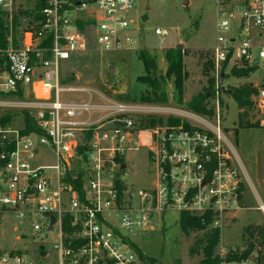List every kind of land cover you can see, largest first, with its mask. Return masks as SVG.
I'll return each mask as SVG.
<instances>
[{
  "label": "built area",
  "instance_id": "obj_1",
  "mask_svg": "<svg viewBox=\"0 0 264 264\" xmlns=\"http://www.w3.org/2000/svg\"><path fill=\"white\" fill-rule=\"evenodd\" d=\"M37 2L42 8L35 5L23 29L15 0H0L8 29L0 39V110L28 112L37 129L26 132L24 114L0 122V217L14 215L48 245L38 255L0 253V264H142L140 241L173 210L208 214L210 229L223 230L241 208L244 169L219 115L215 123L117 100L67 76L90 44L103 54L136 50L135 0ZM216 4L211 58L218 76L264 69V0ZM252 86L254 123L264 128V78ZM163 114L182 121L164 124ZM150 119L157 123L148 126ZM142 149L151 167L139 186L127 181L128 163ZM48 152L53 164H43Z\"/></svg>",
  "mask_w": 264,
  "mask_h": 264
},
{
  "label": "rangeland",
  "instance_id": "obj_2",
  "mask_svg": "<svg viewBox=\"0 0 264 264\" xmlns=\"http://www.w3.org/2000/svg\"><path fill=\"white\" fill-rule=\"evenodd\" d=\"M37 0H15V13H30ZM133 16L137 29L133 36L137 41L134 51H123L103 54L90 44L88 51L78 56V60L67 70L70 80L79 85L100 89L108 92L113 98L126 102L139 101L147 86L138 82L145 74L144 65L139 59V53L147 50L157 59L158 75L166 76L168 64L165 51L170 48H180L185 52L184 93L182 104L178 102L175 93L174 80L166 79L165 90L169 101L162 104L177 110L192 112L189 103L195 97H204L208 110L212 115H203L212 122L220 124L228 135L240 162L238 164L244 187L241 208L234 210L221 230V242L217 253L221 259L237 255L247 249L250 242L255 243L253 255L242 263L223 264H258V251H262L264 264V247L251 239L249 230L258 226L264 227V211L259 209L264 205V128L239 127V115L242 112L231 95V89L244 85L259 83L264 78V69L256 71L248 78H235L225 75L223 86H219L220 76L216 69L207 68L213 63L211 58L216 45L217 23L219 21L216 0H135ZM21 23L26 27L29 15H19ZM166 29L169 35L161 37L155 30ZM22 28H20L21 30ZM214 65V63H213ZM206 67V68H205ZM209 78L215 79L210 89ZM220 87V88H219ZM222 87L226 91L222 90ZM22 110H0L1 114L9 112L18 120L23 119ZM195 114V113H194ZM200 116V115H199ZM165 124L168 119L181 120L170 114L161 116ZM183 118V117H182ZM182 121V120H181ZM247 122V119H245ZM17 123V122H16ZM238 133V137H236ZM53 155L48 152L43 164H53ZM150 163L145 149L129 156L127 181L135 185H145L150 175ZM182 213L173 210L165 213L161 219L155 220V229L148 232L140 241L139 248L144 255L142 264H197L199 255H192L191 249L197 237L202 233L186 238L180 226ZM18 231H15V228ZM210 229V226H209ZM23 233L24 239L17 240ZM35 237V238H34ZM48 245L42 236L36 235L29 226L19 225L14 215L0 217V253L25 252L33 255L40 253L39 246Z\"/></svg>",
  "mask_w": 264,
  "mask_h": 264
},
{
  "label": "trees",
  "instance_id": "obj_3",
  "mask_svg": "<svg viewBox=\"0 0 264 264\" xmlns=\"http://www.w3.org/2000/svg\"><path fill=\"white\" fill-rule=\"evenodd\" d=\"M42 8V3L37 2L35 11H39ZM5 15L0 13V39L6 37L7 28L4 27V19L1 17ZM19 15H32L31 13L19 12ZM4 17V16H3ZM21 25L18 16L14 19V30ZM184 56L185 52L180 48H170L165 51V59L168 64L166 76L158 75L157 59L151 55L149 51L143 50L139 53V59L144 65L145 74L138 78V82L147 86L148 89L141 95L138 103L143 104H167L169 101L168 93L165 90L166 79L174 80L175 93L178 94V102L182 104V98L184 93V82L186 73L184 71ZM209 70L214 69L213 63L206 65ZM206 68V67H205ZM253 73L252 69L247 70H233L231 76L235 78H248ZM215 79L209 78L210 89L213 88ZM231 95L234 101L237 103L238 108L242 110L239 115V127L242 129L257 127V123H254V114L252 110V95L255 91L252 85H244L235 89H231ZM137 103V101H134ZM189 109L197 115H212V111L208 110L205 104L204 97H195L189 103ZM26 122V132L36 131L33 118L28 112H23ZM13 119L12 114L4 115L0 118L1 123H9ZM247 119V122H245ZM162 122V121H161ZM157 122L154 119L148 120V126L155 125ZM171 124H180V120H170ZM259 127V126H258ZM238 137V133H236ZM264 146V144H263ZM211 224V217L208 214L195 215L189 212H182L180 218V226L183 234L186 238H191L193 235L202 233L200 237H197L194 245L191 249L192 255H199L201 259L197 264H223L226 263H242L247 261L256 249V245L250 242L247 249L244 252L237 255L229 256L226 260L221 259L217 253V248L221 242V230L209 229ZM251 239H255L259 243V246L264 247V227L258 226L249 230ZM141 258L144 256L141 254ZM258 264H262L263 253L258 251V257L256 259Z\"/></svg>",
  "mask_w": 264,
  "mask_h": 264
},
{
  "label": "water",
  "instance_id": "obj_4",
  "mask_svg": "<svg viewBox=\"0 0 264 264\" xmlns=\"http://www.w3.org/2000/svg\"><path fill=\"white\" fill-rule=\"evenodd\" d=\"M224 77H225V74L221 73V75H220V83H221L222 86H223V82H224ZM222 90L226 91V89L224 87H222ZM123 168H125V167H123ZM53 221H54V219H53Z\"/></svg>",
  "mask_w": 264,
  "mask_h": 264
}]
</instances>
